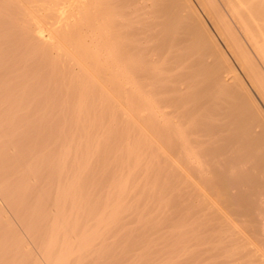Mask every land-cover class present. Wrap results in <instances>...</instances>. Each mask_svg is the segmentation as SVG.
I'll return each instance as SVG.
<instances>
[{
	"label": "bare ground",
	"instance_id": "bare-ground-1",
	"mask_svg": "<svg viewBox=\"0 0 264 264\" xmlns=\"http://www.w3.org/2000/svg\"><path fill=\"white\" fill-rule=\"evenodd\" d=\"M0 194L31 264H264V0H0Z\"/></svg>",
	"mask_w": 264,
	"mask_h": 264
},
{
	"label": "rangeland",
	"instance_id": "rangeland-1",
	"mask_svg": "<svg viewBox=\"0 0 264 264\" xmlns=\"http://www.w3.org/2000/svg\"><path fill=\"white\" fill-rule=\"evenodd\" d=\"M162 164H163V163H162ZM170 175H171V174H170ZM165 176H166V175H165ZM168 180H170V179H168ZM166 181H167V178H166ZM176 185H177V186H175L176 189H174L175 191H173V192H174V195L177 194V195H178L177 198L179 197L177 200H178V201H181V203H183V204L186 202V205H188V204H189L188 202L192 200V198L190 197L191 195L188 193V195L185 196V195H184V192H183V194H181V190H180V188L184 186L182 183L179 182V183H177ZM183 188H184V187H183ZM183 188H182V189H183ZM161 190H162V189H161ZM168 190H169V189H168ZM177 190H178V191H177ZM98 191H100V192H98ZM162 191H163V190H162ZM162 191H161V192H162ZM164 191H165V193H166V196H165V198H163V199H164L165 201H166V199H168V203H169V201L171 200V199H170L171 196L169 197V196H168V193H169V195H171V194H170V191H168V193H167V190H164ZM164 191H163V192H164ZM163 192H162V193H163ZM175 192H176V193H175ZM179 192H180V193H179ZM178 193H179V194H178ZM185 194H187V193H185ZM0 195H1V194H0ZM95 195H96V197H95ZM99 195H100V196H99ZM102 195H103V193H101V190H97V191L95 192V194H94V197H95L96 199H97V198H98V199H101V198H102ZM161 195H162V194H161ZM163 195H165V194H163ZM189 195H190V196H189ZM182 196H183V197H182ZM188 196L190 197V199L187 198ZM99 197H100V198H99ZM162 197H163V196H162ZM180 197H181L183 200H182ZM185 198H186L187 200L184 202ZM180 199H181V200H180ZM188 200H189V201H188ZM193 200H194V201H191V205L194 206V204H196L195 202H196L197 200H195V197L193 198ZM5 201H6L5 198L1 195V196H0V208H1L0 210L4 211L3 213L5 214L6 222H8L9 224H10V222H11V224H10L11 227H12V224H13L12 229H14V230L16 231V232H15L16 235L20 238V240H22V242H23L24 244H27V245H25V247H26V251H24V253H20V252L17 251V249H16V241H15V242H14V241H11V240L8 241V235H7V234L5 235L6 232L0 230V231H1L0 234L2 233V234L0 235V257H2V258H0V264H31V262H32L31 259H32V258H33V259H36V260H41L40 250L38 249L39 244L37 243V241H36V243H33V241H32V238L34 237L33 234L31 233V231H29L28 228H26V229L28 230V233H27V230H24V228H25L24 225H25V224L23 223L22 218H21L18 214H16V213L14 212L13 208L11 207V205H9V204L7 203V201H6V202H5ZM178 201H177V202H178ZM187 201H188V202H187ZM199 202H200V201H197V205H199ZM200 204H201V203H200ZM3 205H4V206H3ZM181 205H182V204H181ZM181 205L179 206L180 209L178 210V212L176 211V214L179 213L180 216H179L178 214H177V215L175 214V216L180 217V218L183 220L185 214H186V218H188L190 215H189L188 211L186 210V208L184 209V211L182 210L183 207L181 208ZM197 205H195L196 207L190 206V207H193V208H191V209H190V207L188 206V208H189L190 210H192L191 213L193 214L192 216L194 217V218H190V220L187 221V222L189 223L190 229L193 230V233H194L196 230H197V232H198V229H200L199 231H201V227H203L202 230H204V225H205V221H203V218H204V220H205V217H204L205 215H204V214L202 213V211H201V210H202L201 206H202L203 204L200 205V206H197ZM197 207H200L199 209H200L201 213H200V211H197L198 209L196 210V211L198 212L199 215H198V214L196 213V211H195V208H197ZM141 208H142V207H141ZM163 208L168 210V207H167V208H166V206H165V207H162L161 211H159V214H160L161 212H162L161 214H163V213H167V212H169V213L171 212L170 209H169L168 211L166 210L167 212H163V211H165ZM188 208H187V209H188ZM189 209H188V210H189ZM12 210H13V211H12ZM171 210H172V209H171ZM180 210H182V211H180ZM185 210H186V212H185ZM190 210H189V212H190ZM194 211H195V212H194ZM169 213H168V216L171 218V222H170L171 224H170V225L173 226V225H175V224L178 223V218H175V216L170 215V214H173L174 211H172L170 214H169ZM180 213H181V214H180ZM191 213H190V214H191ZM195 213H196L197 216H198V217L196 216L197 218L195 217V215H196ZM183 214H184V215H183ZM202 214H203L204 216H203ZM188 215H189V216H188ZM192 216H191V217H192ZM201 216H202L203 218H201V220H200V217H201ZM127 217L129 218L128 220L126 219ZM161 217H162L163 219H162ZM165 217H166V216H165L164 214H163V216H162V215H159V218L156 219V221H157V220H160V219H161V220H164ZM126 218H124V219H126L127 222H126V220H124V221L126 222L125 224H127V227H128V226H131V224H133V223H134V224H133L132 226H135V225H136V223H135L134 221H130L131 219L133 220V218H132L130 215L126 216ZM172 218H173V219H172ZM180 218H179V219H180ZM195 218H196V219H195ZM166 219H167V217H166ZM168 219H169V218H168ZM174 219H175V220L177 219V221H174L175 223L173 224V221H172V220H174ZM197 219L200 221L199 223H196V222H198ZM21 220H22V222H21ZM161 220H160V222H162ZM186 220H187V219L183 220L182 222H184V221H186ZM192 220H194V221L196 220V222H193ZM164 221H167V220H164ZM164 221H163V222H164ZM191 221H192V223H191ZM202 221H203V222H202ZM24 222H25V221H24ZM157 222H158V221H157ZM167 222H168V224H169V220H168ZM167 222H166V224H167ZM185 223H186V222H185ZM188 223H187V224H188ZM194 223H196V224H195V227H194V225H193ZM200 223H201V224H200ZM2 224H4V223L2 222ZM2 224H1V222H0V227H2L1 229L4 230V226H3ZM158 224H159V222L157 223V225H158ZM162 224H164V223H162ZM166 224H165V225H166ZM179 224H181V221H180ZM165 225L162 226V227H163V230H164V229L167 230V231H166L167 234L170 233V232H172V234L170 233V234H171L170 236L173 237V238H172L173 241H176V242H174V244H175V243L177 244V245L175 244V248L178 246L177 249L179 250V245H178V244H179L180 242H182V237H183V238L185 237V238L183 239L184 241L187 240V237L189 236V235H188L189 231H188V230H184V229H180L181 231H179V233H177L178 231H175V232H174V229H177L176 226H175V227L173 226V227H174V228H173V227H171L170 225H168V226H170L171 228H170V229H167V228H169V227H168V226L166 227ZM196 225H198L199 227L196 228ZM132 226H131V227H132ZM177 226H178V225H177ZM191 226H192V228H191ZM5 227H6V226H5ZM157 227H158V226H157ZM157 227H156V228H157ZM159 227H160V224H159ZM164 227H165V228H164ZM195 228H196V230L194 231ZM5 229H6V228H5ZM157 229H158V228H157ZM159 229H162V228H159ZM6 230H7V229H6ZM6 230H5V231H6ZM151 230H152V229H151ZM153 230H154V231H153ZM153 230H152L153 232H156V233H154L153 235L156 234L157 237L159 236V238H158L159 241H161L160 239L163 238L162 235H164V237L168 236V237L171 239V237H170L169 235H167L166 233H165V234H166V236H165V234L162 233L161 231H160V233H162V235L159 234V231L157 232V230H156L155 228H154ZM163 230H162V231H163ZM168 230H170V231L168 232ZM177 230H179V227H178ZM20 231H21V232H20ZM152 231H151V232H152ZM187 231H188V232H187ZM22 232H23V233H22ZM145 232H146V231H145ZM145 232H144V234H145ZM148 232H149V231H147V233H148ZM186 232H187V233H186ZM197 232H195V233H197ZM29 233H31V234H29ZM174 233H175L176 235H175ZM184 233L187 234L188 236L185 235ZM28 234H29V235H28ZM148 235H149V233L146 234V237H147ZM150 235H151V237H150ZM150 235H149V237L152 239V234H150ZM173 235H175V236H173ZM183 235H185V236H183ZM9 236H11V235H9ZM12 236H13V235H12ZM29 236H32V238L29 237ZM177 236H178V239H176ZM13 237L15 238V236H13ZM26 237H27V238H26ZM154 237H156V236H154ZM161 237H162V238H161ZM180 237H181V238H180ZM5 238H6V239H5ZM147 238H148V237H147ZM147 238H146V241H145V242L143 241V243L140 242L141 244H140V243H138V245L136 244L137 247H138V246H139V247L142 246V244H144V243H148L147 240L150 239V238H148V239H147ZM169 238H168V239H169ZM30 239H31V241H30ZM33 239H34V241L36 240L35 237H34ZM155 239H157V238H154V239H153V242H154V244L156 245V243L159 242V241H155ZM168 239L166 238L165 240L168 241ZM185 239H186V240H185ZM163 240H164V239H163ZM172 240H170V242H171ZM177 240L180 241V242H178ZM24 241H25V242H24ZM161 242H162V241H161ZM161 242H160V243H161ZM170 242H169V243H170ZM30 243H31V244H30ZM151 243H152V242H151ZM160 243H159V245H162V244H160ZM164 243H165V242H164ZM164 243H163V244H164ZM171 243H172V242H171ZM171 243H170V244H171ZM36 244H38V246H37ZM157 244H158V243H157ZM165 244H168V243H165ZM144 245H145V244H144ZM147 245H148V244H147ZM155 245H154V246H155ZM145 247H146V246H145ZM155 247H158V245L155 246ZM168 247H169V246L167 245V249H168ZM172 247H174V246H173V243H172V245H170V248H172ZM29 248H30L31 250H30ZM142 248H143V247H141L140 249H142ZM159 248H160V247H159ZM159 248H158V249H159ZM164 248L166 249V246H164ZM170 248H169V249H170ZM5 249H10V250H9L8 253H5V255H4L3 253H4V250H5ZM36 249L38 250V252H36V251H37ZM145 249H146V248L142 249V251H143V252H146V251H144ZM153 249H155V248L153 247ZM153 249H151V251H154V252H155V250H153ZM167 249H166V250H167ZM169 249L167 250V252H164V251H163V246H161V252H159V253H162V254H163V252H164V254H165V255H164V254L161 255V256H162V259H163V258H166V259H167V257H163V256H166V254H170L171 257L176 256V254H177L176 250H175V252L170 253ZM27 250H28L29 252H28ZM159 250H160V249H159ZM159 250L156 249V251H159ZM170 250L172 251V249H170ZM173 250H174V248H173ZM31 251H32V253H31ZM27 252H28V253H27ZM134 252H136V254H134V255H137L138 250L136 251V249H135ZM140 252H141V251H140ZM143 252H142V253H143ZM168 252H169V253H168ZM30 253L32 254V257H31L30 255H29L30 257H28V254H30ZM35 253H36V254L39 253V254L36 255ZM138 253H139V252H138ZM150 253L153 254V252H150ZM150 253H149V254H150ZM159 253H158V254H159ZM21 254H22V255H21ZM131 254H133V251H132ZM140 254H141V253H140ZM152 254H151V255H152ZM154 254H155V253H154ZM154 254H153V259H154V261H155V264H157L156 261H159V262H160V259H159L160 254H159V255H155L156 257L154 256ZM156 254H157V252H156ZM25 255H26V256H25ZM151 255H149V256L151 257ZM170 255H169V256H170ZM23 256H24V257H23ZM38 256H39V257H38ZM146 256L148 257L147 254H146ZM167 256H168V255H167ZM147 257L144 256V258H145V260H144V258H143V257L140 258V255H139L138 257H137V256L135 257L136 260H134V261H138V260L141 261V260H142L141 264H150L149 262L151 261V264H153V263H152L153 261H152L150 258H147ZM154 257H155V258H154ZM30 258H31V259H30ZM135 258L133 257V259H135ZM151 258H152V257H151ZM173 258H174V257H173ZM173 258H171V259L173 260ZM133 259H132V260H133ZM148 259H150V261H148ZM155 259H157V260H155ZM166 259H164L163 261H161V262H163L162 264L165 263V260H166ZM174 259H175V258H174ZM130 260H131V259H130ZM130 260H128V261H130ZM169 260H170V258H169ZM147 261H148V262H147ZM166 261H167V260H166ZM170 261H171V260H170ZM173 261H174L175 264H180V263H179V260H177V261H176V260H173ZM173 261H172V262H173ZM28 262H29V263H28ZM159 262H158V263H159ZM161 262H160V264H161ZM172 262H171V263H172ZM133 263H134V262H132V264H133ZM136 263H137V262H136ZM136 263H135V264H136ZM171 263H169V264H171ZM184 263H185V262H184ZM124 264H125V263H124ZM137 264H139V263H137ZM165 264H168V263L166 262ZM181 264H183V263H181ZM185 264H188V263H185Z\"/></svg>",
	"mask_w": 264,
	"mask_h": 264
}]
</instances>
